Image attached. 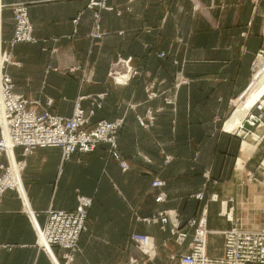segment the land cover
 Wrapping results in <instances>:
<instances>
[{
    "label": "crops",
    "instance_id": "0c3cea01",
    "mask_svg": "<svg viewBox=\"0 0 264 264\" xmlns=\"http://www.w3.org/2000/svg\"><path fill=\"white\" fill-rule=\"evenodd\" d=\"M91 1L0 0L1 69L3 63L15 92L39 111L70 117L82 98V108L95 111L93 124L124 118L119 149L129 169L122 171L105 144L74 153L63 166L60 148H39L24 158L16 149L14 156L25 160L29 197L24 201L12 189L0 196V264H66L62 249L52 255L38 249L36 227L45 224L49 209L75 210L80 194L94 203L81 251L70 264H180L186 249L175 243L170 226L163 230L142 219L172 211L185 223L205 207L208 246L210 236L219 245L215 255L208 247L207 254L221 257L225 231L264 228V143L245 154L224 123L249 90L251 65L264 50V0H105L103 9L90 8ZM19 3L28 7L38 42L12 48V7ZM96 12L107 35L93 43ZM117 61L121 77L131 78L133 70L140 77L116 85L109 72ZM148 84L155 99L147 98ZM147 110L156 118L150 129L137 121ZM207 168L217 183L205 185ZM156 180L165 185L153 188ZM161 192L166 200L157 203ZM198 193L203 200L193 198ZM137 233L153 237L154 259L137 249L131 238Z\"/></svg>",
    "mask_w": 264,
    "mask_h": 264
},
{
    "label": "built area",
    "instance_id": "2783aa9c",
    "mask_svg": "<svg viewBox=\"0 0 264 264\" xmlns=\"http://www.w3.org/2000/svg\"><path fill=\"white\" fill-rule=\"evenodd\" d=\"M258 3V0H253ZM107 8L105 0H92L90 8ZM99 14V12H96ZM99 29V25L96 26ZM13 38L10 46L22 43H37L34 36L33 25L29 19L28 7L24 3L13 6ZM263 34H264V11H263ZM264 60V50H260L253 64V71L257 63ZM125 78L126 77H121ZM254 106L246 110L236 130L245 136L264 131V94ZM94 111L86 112L79 102L76 104L71 117L54 114L48 110L39 111L36 104L30 102L24 96L15 92L12 78L1 73L0 76V120L3 129V137L0 140V195L8 189H18L14 175L24 168L25 160L16 161L10 151L21 149L22 156L27 157L39 148H60L62 151V162H67L76 152L92 153L101 144L109 146L111 157L116 160L123 171L129 166L123 159L119 149V133L124 126V118L116 121L103 120L95 125L90 122ZM141 124L143 120L138 119ZM256 129L255 132H245V127ZM264 134L261 133L258 136ZM260 142V141H256ZM4 154L7 163L2 162ZM262 168H264V157ZM161 187L162 183L157 181L153 184ZM197 199L203 200L204 194L200 193ZM212 200L217 201L218 196L212 195ZM165 201V194L160 193L156 202ZM92 199L80 196L78 205L73 211L49 209L46 214V222L39 230L38 245L40 248L53 249L58 247L64 251L63 257L67 264L72 263L77 253L80 252L79 243L83 233L88 229L89 209ZM227 218L232 221L231 214ZM149 224H158L165 230L170 226V233L175 243L182 249H186L179 257L180 264H264V228L248 230L234 225L225 231L224 253L221 257L211 258L207 254L208 235V210L205 207L199 217H193L183 223L178 214L168 211L159 212L149 218L143 219ZM133 240L138 248L146 255H151L155 245L153 238L146 235H134ZM187 244V246H185ZM186 247V248H185ZM176 259V255L172 256ZM129 264H137V260H131Z\"/></svg>",
    "mask_w": 264,
    "mask_h": 264
},
{
    "label": "rangeland",
    "instance_id": "374dc122",
    "mask_svg": "<svg viewBox=\"0 0 264 264\" xmlns=\"http://www.w3.org/2000/svg\"><path fill=\"white\" fill-rule=\"evenodd\" d=\"M98 1V0H97ZM13 8V7H12ZM98 7H94L93 9H97ZM98 9H100V8H98ZM29 14V13H28ZM29 19H30V17H29ZM97 25H99V29H97L96 28V26ZM262 34H263V24H262ZM107 34L104 32V30H103V28H102V15H101V13H99V14H94V24H93V29H92V31H91V33H90V39H91V41L93 42V43H95V42H98V41H101L105 36H106ZM264 35V34H263ZM161 56H164V54L163 53H161L160 54ZM257 55V54H256ZM119 58H121L120 56L118 57V60H119ZM255 58H256V56H255ZM255 58H254V60H255ZM129 62H130V60L128 59L127 61H121V64H123V65H128L129 64ZM260 62V61H259ZM258 62V63H259ZM257 63V64H258ZM253 64H254V62H253ZM253 64L251 65V79H252V81H253V78H254V74H255V72H256V70L258 69V65H257V68L253 71ZM2 72H4V68H3V63H2ZM118 71V61H117V63H115V64H113L112 65V67H111V69H110V72H109V76H110V79L116 84V85H118L119 83H123L125 80H132L131 78L132 77H134L133 79H138L139 77H140V73L137 71V70H133L134 71V73H132V77L131 78H129V79H125V78H121V76H120V74H119V72H117ZM5 73V72H4ZM124 77V76H123ZM147 87H149V88H147ZM147 90H146V94H147V98H148V100H152V98H156V95L155 94H152V93H150V84H148L147 85ZM251 95V91H248L247 92V94H245V95H243L239 100H237V101H239V104H241L242 102H244L249 96ZM106 95L105 94H101V95H98L97 97H96V100H94V105L97 107V109H101V101L104 99V97H105ZM82 100V98L81 99H79V104H80V101ZM34 104H36V103H34ZM51 104H52V101L51 100H49L48 101V106H51ZM77 104V103H76ZM81 105V104H80ZM237 106L238 105H236L235 103H233L232 104V110H231V113H230V115L227 117V119L224 121V123L225 124H227V122H228V124H227V126H229L230 125V120H231V118H232V116H233V113L237 110ZM75 107H76V105H75ZM82 107V106H81ZM83 109V108H82ZM75 110V109H74ZM84 111H86L85 109H83ZM91 111V110H90ZM94 111V110H93ZM86 112H89V111H86ZM73 113H74V111H73ZM73 113H72V115H73ZM71 115V116H72ZM94 115H95V111H94ZM93 115V116H94ZM70 116V117H71ZM93 116L91 117V119H90V122H91V124L92 125H95L96 123H98V122H100V121H103V120H100V121H97L96 123H92V118H93ZM139 118H141L142 120H143V124H141L140 122H139ZM121 119V118H120ZM116 120H118V119H116ZM115 120V121H116ZM155 120H156V118H155V115L153 114V112L151 111V110H147L146 111V114L145 115H143V116H137V121H138V123H139V125L141 126V127H143V128H146V129H150V128H152L153 126H154V123H155ZM111 122H113V121H111ZM124 124H125V119H124ZM233 124V123H232ZM235 125V124H234ZM124 127V126H123ZM122 127V128H123ZM233 127V126H232ZM226 128V127H225ZM247 130H245V132H248V130H250L251 132H255L256 131V129H250V127H245ZM3 123L1 122V120H0V140L2 139V137H3ZM122 130V129H121ZM226 131V130H225ZM121 132V131H120ZM227 133H229V134H232V135H234L235 137H238L240 140H241V144H243L244 142H245V140H248L251 144H253V145H256V149L255 150H257L258 148H260L262 145H263V143H264V138H263V140H261V142H256L253 138V135L252 134H249L248 136L246 135L245 136V134L244 135H242V134H240L236 129L234 130V131H231V132H229V131H226ZM262 133V130H260L259 132H258V135H260ZM257 134V133H256ZM119 135H120V133H119ZM118 140H119V138H118ZM15 152H16V149H14L13 150V153H12V151H10V154H11V156L13 155V154H15ZM110 154V153H109ZM16 155V154H15ZM122 155V154H121ZM23 157V156H22ZM110 157H111V155H110ZM123 157V156H122ZM263 157H264V153L262 154V156H261V159H260V163H259V169H260V171H261V173H262V175L264 176V168H262V163H263ZM72 158V157H71ZM112 158V157H111ZM4 159H6V162H7V157H6V155L4 154V156H3V158H2V162H3V160ZM15 159H16V161H21L22 160V158L21 159H17L16 157H15ZM113 159V158H112ZM123 159H124V157H123ZM125 160V159H124ZM194 160H196V161H199L198 160V157H197V155H196V157L194 158ZM116 161V160H115ZM126 161V160H125ZM208 162H209V160H207ZM170 162V159H167V158H165V164H168ZM66 162H62V166H63V164H65ZM118 163V162H117ZM119 164V163H118ZM127 165H128V163H127ZM129 166V165H128ZM119 167H120V165H119ZM121 168V167H120ZM24 169H25V164H24V168H22V169H20L18 172H16L15 173V175H14V179L16 180V182H17V184H18V189H12L13 191H15L16 193H18V195H19V197H21L24 201H26V200H28V191L24 188V184H23V179H22V173H23V171H24ZM123 171V170H122ZM3 175V174H2ZM2 175L0 176V177H2ZM203 176H204V179H205V185H208V184H215V183H217L218 182V179H216L214 176H213V173H212V171L210 170V168H207V171L205 172V173H203ZM158 180H156V181H154L153 183H152V187L153 188H158V189H160L161 187H163L164 185H165V183L163 182V181H160L161 183H162V186L161 187H155V186H153V184L155 183V182H157ZM6 192V191H5ZM4 192V193H5ZM3 193V194H4ZM22 193H25L26 194V196H24V194H22ZM162 193V192H161ZM2 194V195H3ZM198 194H200V193H198ZM198 194H196V195H194L193 196V198L195 199L196 198V196L198 195ZM2 195H0V196H2ZM80 196H83V195H78L77 196V205H78V201H79V197ZM205 196V195H204ZM85 197H87V196H85ZM89 198H91V197H89ZM92 199V206H93V203H94V201H93V198H91ZM197 199V198H196ZM211 199H212V197H211ZM165 200H166V196H165ZM197 200H199V199H197ZM201 201V200H200ZM213 201V200H212ZM92 206L90 207V209H89V214H90V210H91V208H92ZM47 212V211H46ZM170 212V211H169ZM171 213H173L172 211H171ZM176 214V213H175ZM143 220V219H142ZM146 224H149V223H147L146 222ZM150 225V224H149ZM41 227H43V226H41ZM40 226H38V227H36V231L37 230H39L40 228H41ZM209 229V228H208ZM231 229V228H230ZM89 230V218H88V229H87V231ZM86 231V232H87ZM210 231V230H209ZM134 235H145V234H140V233H137V234H134ZM133 235V236H134ZM210 235V234H209ZM208 235V236H209ZM36 236H37V239H36V246L38 247V249H41V250H43V251H45V252H48L50 255H52V253H53V251L52 250H54V248L53 249H44V248H40L39 247V245H38V235H37V233H36ZM133 236L131 237L132 238V241L135 243V245H136V247H137V249H140V248H138V244L133 240ZM146 236H149V235H146ZM149 237H151V238H153L152 236H149ZM213 237H215V236H210V238H209V246H208V254L209 255H215L216 254V252H217V250L219 249V245H218V243L214 240L215 238H213ZM154 242V241H153ZM155 245V244H154ZM55 248H58V247H55ZM79 249H80V251H81V247H80V243H79ZM142 251V250H141ZM80 253V252H79ZM143 255L145 256V257H147L148 259H154L155 258V256L151 253V255H146V254H144L143 253ZM64 258V257H63ZM130 263V262H129ZM67 264V263H66ZM70 264V263H69Z\"/></svg>",
    "mask_w": 264,
    "mask_h": 264
},
{
    "label": "bare ground",
    "instance_id": "6f19581e",
    "mask_svg": "<svg viewBox=\"0 0 264 264\" xmlns=\"http://www.w3.org/2000/svg\"><path fill=\"white\" fill-rule=\"evenodd\" d=\"M0 70H1V64H0ZM0 76H1V73H0ZM248 91H251V95L244 102H242L241 104H239V101L234 102L236 105H238L237 110L233 113V116L230 120L231 122H230L229 126H227L229 121L227 122L226 128H225L226 131H229V132L234 131L237 128V126L242 123L241 121H242V119L246 113L245 111L250 109L259 100H261L260 98L264 94V60H261L258 63V69L256 70V72L254 74L253 81H252L251 86H250ZM247 92L245 94H247ZM262 133L264 134V131H262ZM4 134L6 136V130H4ZM254 135L255 136L253 139L255 141L261 142L263 135L260 136V139H258L259 135H257V134H254ZM254 146L256 147V145H253L249 142H244V149H245L244 153L247 154L249 152H252ZM9 152H10V150H9ZM12 157H13V155H12ZM242 166H243V164L241 161L239 163L238 167L241 168Z\"/></svg>",
    "mask_w": 264,
    "mask_h": 264
}]
</instances>
